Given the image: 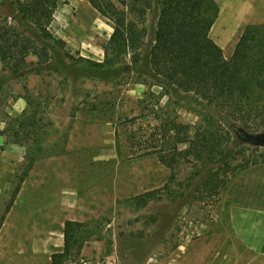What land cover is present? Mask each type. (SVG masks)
I'll use <instances>...</instances> for the list:
<instances>
[{
    "label": "rangeland",
    "instance_id": "1",
    "mask_svg": "<svg viewBox=\"0 0 264 264\" xmlns=\"http://www.w3.org/2000/svg\"><path fill=\"white\" fill-rule=\"evenodd\" d=\"M82 1L58 0L49 26L69 68L54 71L60 61L51 54L48 65L35 71L37 57L29 54L32 71L14 77L0 63V219L19 184L10 213L15 254L25 255L33 243L39 250L42 229H53L55 237L70 220L80 229L64 264L112 254L128 264H183L192 241L212 232L206 226H217V234L229 240L224 223L229 194L246 173L264 164V145L232 131V169L182 154L171 165L162 163L160 156L172 153L176 132L166 128L174 121L175 130L182 125L192 134L199 107L162 95L149 77L132 70L103 80L81 74L85 60L103 61L113 30L110 20ZM213 1L217 14L209 36L226 58L247 26L264 36V0ZM144 25L149 47L152 13ZM124 62L130 64V55ZM209 174L224 183L212 186ZM231 250L249 256L237 245Z\"/></svg>",
    "mask_w": 264,
    "mask_h": 264
},
{
    "label": "trees",
    "instance_id": "2",
    "mask_svg": "<svg viewBox=\"0 0 264 264\" xmlns=\"http://www.w3.org/2000/svg\"><path fill=\"white\" fill-rule=\"evenodd\" d=\"M87 1L112 22L113 30L103 47V61L85 60L79 68L81 74L103 80L117 77L121 69L132 70L149 77L162 95L188 99L199 107V122L192 134L182 125L175 130L178 124L171 122L166 129L176 131L171 135L174 148L172 153L160 156L162 163L171 165L175 155L182 154L205 164L217 161L218 166L232 169L228 163L232 131L240 135L264 133V36L257 34V27L244 28L226 58L209 36L217 14L213 0ZM57 3L58 0H0V8L9 9H0L2 71L25 77L33 67L26 61L29 54L37 57L35 71H40L41 64L48 65L51 54L60 61L54 71L70 67L59 56L58 40L48 29ZM148 13L155 18L149 47L144 40L146 27H141ZM145 46L147 51L143 50ZM126 55H130V64L124 62ZM179 144H186L185 149H178ZM214 177L209 174L208 180L218 188L224 180ZM18 189L19 184L7 208ZM79 229L77 222H64L63 249L51 254L52 264H64L72 242H76L71 238Z\"/></svg>",
    "mask_w": 264,
    "mask_h": 264
},
{
    "label": "crops",
    "instance_id": "3",
    "mask_svg": "<svg viewBox=\"0 0 264 264\" xmlns=\"http://www.w3.org/2000/svg\"><path fill=\"white\" fill-rule=\"evenodd\" d=\"M82 5L94 9L87 0L82 1ZM19 192L20 186L15 198ZM15 198L0 219V264H52L53 241H56L58 249L56 252H61L63 248L64 223L55 237L53 229L40 231L39 241L43 245L39 250L37 244L33 243L32 249L25 255L20 252L15 254L10 245L13 241L16 242V235L10 233L13 226H16L10 221ZM46 217L42 222H46L47 225L50 220ZM225 217L224 223L230 235L229 240L217 234V226H206V229H213L212 232H207L192 241L190 250L184 252L183 264H264V164L251 169L235 185L226 203ZM34 241L38 242L37 239ZM236 245L249 256L244 258L240 250H231Z\"/></svg>",
    "mask_w": 264,
    "mask_h": 264
},
{
    "label": "built area",
    "instance_id": "4",
    "mask_svg": "<svg viewBox=\"0 0 264 264\" xmlns=\"http://www.w3.org/2000/svg\"><path fill=\"white\" fill-rule=\"evenodd\" d=\"M67 264H128L122 261L116 254H112L103 259L99 257H79L73 262Z\"/></svg>",
    "mask_w": 264,
    "mask_h": 264
},
{
    "label": "water",
    "instance_id": "5",
    "mask_svg": "<svg viewBox=\"0 0 264 264\" xmlns=\"http://www.w3.org/2000/svg\"><path fill=\"white\" fill-rule=\"evenodd\" d=\"M242 136L248 142L264 145V133H256V134L242 133Z\"/></svg>",
    "mask_w": 264,
    "mask_h": 264
}]
</instances>
